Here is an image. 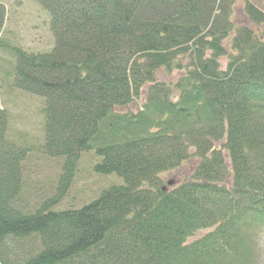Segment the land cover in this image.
Returning <instances> with one entry per match:
<instances>
[{"label": "trees", "instance_id": "16d2710c", "mask_svg": "<svg viewBox=\"0 0 264 264\" xmlns=\"http://www.w3.org/2000/svg\"><path fill=\"white\" fill-rule=\"evenodd\" d=\"M37 1L55 46L10 47L15 87L44 98L42 149L62 172L37 207L21 201L28 149L7 139L0 101V264H259L264 3ZM6 18L0 3V29ZM90 151L123 182L54 208Z\"/></svg>", "mask_w": 264, "mask_h": 264}, {"label": "rangeland", "instance_id": "374dc122", "mask_svg": "<svg viewBox=\"0 0 264 264\" xmlns=\"http://www.w3.org/2000/svg\"><path fill=\"white\" fill-rule=\"evenodd\" d=\"M264 3V0H259ZM7 10L4 27L0 29V101L9 113L7 139L28 149L23 166L22 200L31 209L55 193L62 172L60 158H48L44 144V98L15 87L16 57L10 47H21L32 52H50L55 37L50 29L49 15L37 0H0ZM241 1L235 5V24L244 20ZM141 100L134 101L132 111L141 107ZM93 151L84 153L67 195L54 207L78 208L97 197L103 189L123 180L113 175H100L94 165L100 158ZM190 167L182 166L175 172L164 173L165 181H178L190 175ZM209 230L201 231L200 234ZM256 238V237H255ZM259 264H264V233L259 237Z\"/></svg>", "mask_w": 264, "mask_h": 264}, {"label": "water", "instance_id": "95a60500", "mask_svg": "<svg viewBox=\"0 0 264 264\" xmlns=\"http://www.w3.org/2000/svg\"><path fill=\"white\" fill-rule=\"evenodd\" d=\"M167 184L168 185H173L174 184V181L173 180H170Z\"/></svg>", "mask_w": 264, "mask_h": 264}]
</instances>
